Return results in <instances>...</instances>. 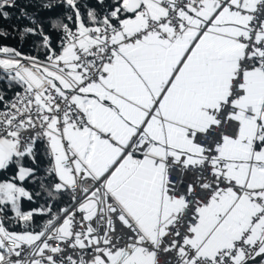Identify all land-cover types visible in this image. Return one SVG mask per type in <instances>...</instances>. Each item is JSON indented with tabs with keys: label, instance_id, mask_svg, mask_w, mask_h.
Returning a JSON list of instances; mask_svg holds the SVG:
<instances>
[{
	"label": "snow or ice",
	"instance_id": "snow-or-ice-1",
	"mask_svg": "<svg viewBox=\"0 0 264 264\" xmlns=\"http://www.w3.org/2000/svg\"><path fill=\"white\" fill-rule=\"evenodd\" d=\"M0 264H264V0H0Z\"/></svg>",
	"mask_w": 264,
	"mask_h": 264
},
{
	"label": "trees",
	"instance_id": "trees-1",
	"mask_svg": "<svg viewBox=\"0 0 264 264\" xmlns=\"http://www.w3.org/2000/svg\"><path fill=\"white\" fill-rule=\"evenodd\" d=\"M18 3L23 5L24 0H18ZM13 11V16L12 19L8 22L0 21V27H7L8 24H23L25 21L23 20H17L16 17L19 15L18 10H12ZM16 41L12 38L9 37L8 39H0V44H9V45H15Z\"/></svg>",
	"mask_w": 264,
	"mask_h": 264
}]
</instances>
